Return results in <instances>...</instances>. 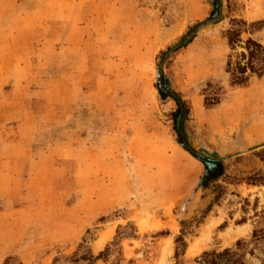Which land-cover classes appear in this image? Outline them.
Instances as JSON below:
<instances>
[{
  "label": "rangeland",
  "instance_id": "rangeland-1",
  "mask_svg": "<svg viewBox=\"0 0 264 264\" xmlns=\"http://www.w3.org/2000/svg\"><path fill=\"white\" fill-rule=\"evenodd\" d=\"M230 18L264 46V0H0V264H174L178 235L176 264L237 239L264 264V74L229 84Z\"/></svg>",
  "mask_w": 264,
  "mask_h": 264
},
{
  "label": "trees",
  "instance_id": "trees-1",
  "mask_svg": "<svg viewBox=\"0 0 264 264\" xmlns=\"http://www.w3.org/2000/svg\"><path fill=\"white\" fill-rule=\"evenodd\" d=\"M204 22L205 21H199L195 23L190 30L195 29ZM262 24V20L246 22L242 18H230L229 26L221 33V36L225 39L226 45L229 48V53L226 56L224 65V71L228 74V82L231 86H245L252 76L260 77L264 74V46L257 39L250 36L251 32L261 28ZM246 27H249L250 29L247 30ZM243 31H248L249 33V35L244 39L240 37V34ZM189 33L190 31H187L181 35L176 44L168 46L165 50H159V57H162L171 48L179 46ZM237 48L239 50H237ZM158 92L160 97L169 96L178 107L181 106V100L176 95H172L171 92L163 93L159 89ZM203 102L205 106L218 102V96L215 90L206 94ZM177 141L181 143L180 139ZM183 149L201 162L202 159H204L203 157L195 154L186 145H184ZM213 162L216 164V170L201 176L198 182L199 186L206 187L208 183L224 176L221 159H215ZM244 179L247 183L264 184V174L247 176ZM216 197L217 194L214 198ZM257 232L258 231L256 229H253L250 234V239L253 242H258L261 238ZM244 244L245 243L242 239H237L235 241V250L230 248H223L220 251L204 250L196 257L197 262L199 264H245L244 254L242 252V246ZM185 245L186 244L182 235L175 237L173 250V257L175 259L174 264L177 263L176 261L178 260V257L183 253ZM77 247L78 249L83 248V252L79 255L73 253L71 255L72 262H77L82 259L86 260L87 264H93L94 260L99 258L102 254L101 252H98L96 255L91 254L89 248L83 244V241H81ZM8 259L9 256L3 260V264H6Z\"/></svg>",
  "mask_w": 264,
  "mask_h": 264
},
{
  "label": "water",
  "instance_id": "water-1",
  "mask_svg": "<svg viewBox=\"0 0 264 264\" xmlns=\"http://www.w3.org/2000/svg\"><path fill=\"white\" fill-rule=\"evenodd\" d=\"M217 13H218V5L216 4V9L214 10L212 15L215 16V15H217ZM156 75H157V88L159 90H161V92L167 93V91L162 87V85L160 83V80L158 78L159 77V72L158 71H157ZM178 117H179V115H177L176 120L178 119ZM176 123H178V121H176ZM176 128L178 129V125H176ZM180 146L183 148L184 144L181 142ZM202 164L204 166L202 176L206 175L208 172H212V171L216 170L215 162H213V161H211L209 159H202ZM185 204H186V201L183 203L182 208L185 206Z\"/></svg>",
  "mask_w": 264,
  "mask_h": 264
},
{
  "label": "bare ground",
  "instance_id": "bare-ground-1",
  "mask_svg": "<svg viewBox=\"0 0 264 264\" xmlns=\"http://www.w3.org/2000/svg\"><path fill=\"white\" fill-rule=\"evenodd\" d=\"M212 223V222H211ZM212 225V224H211ZM204 228V227H203ZM206 230V229H205ZM205 230H204V232H205ZM203 231V230H202ZM207 232H208V230H206ZM103 240H104V238H101L99 241H98V243H97V246H96V248H98V247H100L101 245H102V242H103Z\"/></svg>",
  "mask_w": 264,
  "mask_h": 264
},
{
  "label": "crops",
  "instance_id": "crops-1",
  "mask_svg": "<svg viewBox=\"0 0 264 264\" xmlns=\"http://www.w3.org/2000/svg\"><path fill=\"white\" fill-rule=\"evenodd\" d=\"M0 161H1L2 163L4 162L3 160H0ZM7 167H9L8 164H7ZM3 173H6V174H7V173H9V170L6 169V171L3 172ZM12 174H13V173L11 172V175H12Z\"/></svg>",
  "mask_w": 264,
  "mask_h": 264
}]
</instances>
